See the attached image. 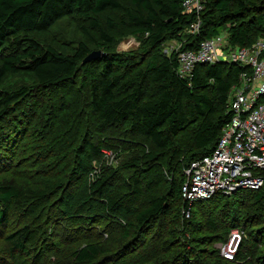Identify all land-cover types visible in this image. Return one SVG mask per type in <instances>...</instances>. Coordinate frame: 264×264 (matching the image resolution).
I'll list each match as a JSON object with an SVG mask.
<instances>
[{"label": "trees", "instance_id": "1", "mask_svg": "<svg viewBox=\"0 0 264 264\" xmlns=\"http://www.w3.org/2000/svg\"><path fill=\"white\" fill-rule=\"evenodd\" d=\"M128 1L130 9L124 6V0H0V92L2 82L9 73L33 74L37 88L44 91L75 81L80 74V89L88 91L86 105L96 119V130L105 132L127 124L126 138L149 140L152 149L142 158L147 169L162 159L167 160L169 169H174L173 161L181 153V146L176 143L177 136L191 124L199 122L192 134L193 150L188 169L192 162L209 156L215 150L222 130L231 117L227 106L231 89L239 82L243 71L235 65L222 63L199 65L190 79H183L178 74V54L196 51L203 41L225 31L232 46L251 47L264 35V0H205V8L200 13H186L183 7L185 0ZM123 9L126 15L121 24L110 19L108 25L112 29L121 25L135 34L148 37L145 48L147 46L149 50L144 54L142 69L134 58L118 53H104L100 59L83 64L92 52L82 40L74 55H66L51 46L42 47L29 37L31 33L49 31L58 21L70 15L89 18L93 14ZM198 22L199 31L192 34L191 27ZM92 26L99 30L103 43H115L114 38L103 31L96 21ZM183 34L187 35L179 52L171 55L162 53L159 49L162 43ZM133 70L137 72L132 77ZM148 86L153 87L151 97H148ZM30 94L31 90L24 88L0 95V120H3V124ZM5 140L9 141L8 138ZM74 156L75 180L81 176L84 180L73 192L62 190L64 193L59 198V209L68 219L82 217L85 222H95L98 218L115 219L122 225L128 222L123 237L129 240L135 235L131 230V226H134L130 221L132 217L136 225L147 226L166 211L168 203L164 196L153 198L151 204L140 212L124 205L114 194L117 181L115 172L109 168V173H106L108 171L104 166L101 170L93 166L94 161L105 157L101 148L93 142L84 141ZM118 157L119 152H116ZM129 167L135 165L130 164ZM183 176L179 195L184 201L182 187L186 180L185 173ZM142 184L141 179L135 177L125 182L126 187L135 194L142 193ZM60 189L61 184H54L50 189L32 188L30 192L34 194L32 198L36 196L45 200L54 197ZM247 195L260 202L264 200V188L243 189L229 197L217 195L211 200L225 198L237 201ZM21 199L23 196L19 189L0 186V225L6 219L10 205ZM184 203V208L188 210V203ZM263 214L248 215L245 222L261 225L259 232L264 239ZM207 224L211 229H217L212 220L209 219ZM27 236L28 229L24 228L12 233L6 240L12 250L24 252L27 251ZM254 242L258 243L256 240ZM245 252L249 251L245 249ZM111 253V249L105 248L102 243L91 242L73 254V264H107ZM249 260L254 264L257 261L262 263L264 255L238 252L232 263L246 264Z\"/></svg>", "mask_w": 264, "mask_h": 264}, {"label": "rangeland", "instance_id": "2", "mask_svg": "<svg viewBox=\"0 0 264 264\" xmlns=\"http://www.w3.org/2000/svg\"><path fill=\"white\" fill-rule=\"evenodd\" d=\"M124 6L130 9L128 0H124ZM125 15L124 9L93 14L89 18L70 15L49 31L31 33L29 37L42 47L51 46L66 55H74L82 40L91 52L130 56L142 69L144 54L149 50L147 46L145 48L148 37L121 25L116 29L108 25L110 19L121 24ZM93 21L114 38V44L101 41L99 30L92 26ZM186 35L168 39L159 49L165 55L179 52ZM136 72H131L132 77ZM81 81L79 74L75 81L44 91L37 88L33 74L20 72L9 73L2 82L0 95L24 88L31 90V94L9 114L11 123L3 124L0 120V186L15 187L23 196L21 201L16 200L10 205L6 219L0 225V264H73V254L91 242L102 243L111 249L112 257L107 264H235L232 262L238 252L264 255V239L259 232L261 225L245 222L248 215L264 213V200L257 202L247 195L237 201L214 198L191 204L183 196L184 201L180 198L179 185L187 170L193 150L192 134L199 122L177 136L181 153L173 161L174 169H169L166 159L147 169L142 158L152 149V143L140 137L126 138L127 124L105 132L96 130V119L86 105L88 91L80 89ZM148 92L151 97L152 86H148ZM84 141H91L101 148L105 157L94 161L93 166L100 170L104 166L106 173L109 168L115 172L114 194L124 205L140 212L153 198H167L168 207L155 222L139 226L134 217L130 219L135 235L129 240L123 237L128 222L122 225L115 219L98 218L95 222H85L82 217L68 219L59 209L62 190L73 192L84 180L83 176L75 180L73 168L74 152H78ZM116 152H119L118 158ZM130 164L135 167H129ZM134 177L143 182L141 194L133 193L125 185ZM54 184L62 185L54 197L32 198L34 194L30 189H50ZM184 202L188 203L190 214L184 208ZM204 202L208 203L202 204ZM209 219L216 224V230L207 224ZM236 226L239 228L235 229ZM24 228L28 229L27 251H14L6 238ZM235 233L241 234V243L233 259L229 260L222 253ZM246 264L254 263L249 260ZM257 264L264 262L257 261Z\"/></svg>", "mask_w": 264, "mask_h": 264}, {"label": "built area", "instance_id": "3", "mask_svg": "<svg viewBox=\"0 0 264 264\" xmlns=\"http://www.w3.org/2000/svg\"><path fill=\"white\" fill-rule=\"evenodd\" d=\"M183 7L186 13H200L205 0H185ZM199 28L200 22L193 24L190 32ZM216 63L235 65L243 72L231 89L227 105L231 117L215 150L185 172L182 196L191 204L264 188V35L251 47H233L227 31L205 40L196 51L179 52L178 74L190 79L199 65ZM241 238L240 233L232 236L222 253L226 259H233Z\"/></svg>", "mask_w": 264, "mask_h": 264}, {"label": "water", "instance_id": "4", "mask_svg": "<svg viewBox=\"0 0 264 264\" xmlns=\"http://www.w3.org/2000/svg\"><path fill=\"white\" fill-rule=\"evenodd\" d=\"M101 53L100 52H92L84 61L83 64L95 61L97 59L101 58Z\"/></svg>", "mask_w": 264, "mask_h": 264}]
</instances>
